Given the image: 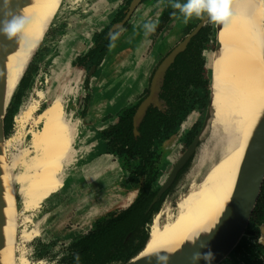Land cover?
Instances as JSON below:
<instances>
[{
    "label": "rangeland",
    "instance_id": "1",
    "mask_svg": "<svg viewBox=\"0 0 264 264\" xmlns=\"http://www.w3.org/2000/svg\"><path fill=\"white\" fill-rule=\"evenodd\" d=\"M164 1L167 0H155V2L153 0V3L150 0L147 2V4L141 5L138 8V11L133 15L131 21L128 24L129 29L127 32L121 33L120 43L124 44L123 48L127 46L139 48L141 43L145 47L150 46L149 43H151L150 41L152 39H150V41L148 39L149 37L147 33L149 28L146 26H153L155 24V20H157V17L162 10L160 5L162 6ZM89 2L91 1L77 0L78 6L88 4ZM58 14L54 19L57 18ZM71 18L72 15H70L67 19L71 20ZM54 21L55 20H53V23ZM186 24L187 22H185L184 19L178 21L173 29H171L170 32L166 34L164 39L155 43L156 47H153L154 54L152 56L155 57V55H157L156 62L162 60L185 37ZM210 24L213 28L211 37L215 38V25L213 22H210ZM49 29L46 33L44 41H49L52 31L54 30V28L52 30ZM153 38H157L156 35L153 36ZM126 43L127 45L125 46ZM42 45H44L43 42ZM151 45L153 46L154 44L151 43ZM123 48H119L118 54H115L109 60L107 67L113 68L115 66L116 59L120 61L122 56L127 53L128 48ZM114 49L117 50V46ZM215 50L216 47L214 46V43H210L203 51L208 68V74L206 76V78L208 77L207 85H209V76H211L209 58L212 56V53H214ZM140 55L141 52L139 53V56ZM261 64L264 68V57ZM35 66H39L40 70L38 75L40 72H46V69H44L42 64H40V58L37 59ZM97 74L99 73L97 72ZM85 75L86 74L84 73L82 80L84 79ZM106 75L107 74L103 73L99 77L97 76L95 80H92V83L90 82V85L92 84L91 87L96 89L93 95L94 98L96 95H98L97 93L100 92L99 89H102L104 84H107L108 86L104 88L105 92L101 93L103 95H110L111 91L109 89L113 88L114 86L122 85V88H125L124 84L126 83L123 82L122 84L120 78H118L115 83H112L111 77ZM67 80L64 81L63 78L60 79L57 86L52 83L49 84V81L47 83L48 86L46 85L40 87L38 86V82L36 83L35 81L32 86V90L24 99L19 111H16V115L18 117V115L22 114V110L29 102L37 100L39 101V107L35 114L37 115L41 113L54 98L60 96V102L56 103V106L54 104L50 105V112L48 114L42 113L36 123L33 121H28L26 124L21 125V123L16 119L15 125L14 122L12 124L14 126L11 132L12 148L10 151L11 155L8 158L11 160L13 156L21 154L20 162L16 166L17 168L15 170V174L13 171L11 172V170H9L8 161L7 164L1 168V172L2 181L6 188H12L15 191V183L17 184L16 197L19 205V220L17 224L18 211L16 208L14 192V194L11 196V199L7 202L5 210L7 224L5 229V264H16V238L18 243V246L16 245L17 264H58V261L61 258L60 253L62 252V248L66 246L68 242L74 238L86 234L89 230H91L92 225L97 219L106 216L110 212H116L124 209L133 201L136 196L135 192L137 191L133 192L130 190L125 181L127 177V163H125L124 160L114 158L112 155H105L97 158L88 154H78L75 156V151L72 152L71 147L73 145L72 143L74 133V128L72 126L74 123L72 121L71 123L68 122V127L70 129L69 132H66V135H68V140L66 142L65 151L60 157L58 163L62 166L59 168V172L57 174L52 171V174L54 176L56 175V178L60 173L59 177L65 179L66 182L61 188L59 183L44 182V172L42 169H39L36 177L30 182V185L35 187H43L41 192L44 190V193L41 204H39V207L34 210L35 207H33L32 203L25 200L24 191L26 190L27 185L24 183L26 182L27 175L24 176V174H26L28 171L26 166H32L38 156V152H36L31 146L33 132L43 131V129L47 127H56V122L60 115H64L66 120L69 121V110L73 108L72 104H74L75 101H72V103L69 104V107L68 105H65L66 108L63 106L64 104L61 101V98L62 100H65V98L63 99L64 92L70 93L68 91H70L71 86H69L70 83L69 80ZM135 84L136 87H141L142 78H140ZM48 90L51 92L50 95L45 92ZM38 92H41L42 95L44 92L45 96L43 95V97L40 98V96L37 95ZM138 92L141 94L142 90H139ZM209 96L210 91L209 95L207 94L206 97ZM134 99L137 100L138 98ZM111 101L114 103L115 97H113ZM131 102L133 101L131 100ZM100 109L101 108L98 107L96 113H99ZM91 111L93 110L91 109ZM116 113L117 112H115V114ZM205 113L203 116H201L198 112L192 113L191 117H189L191 118L189 124L186 123L185 131H187L196 121H201L202 124ZM80 125H83V121H81ZM55 134L57 137L56 130L52 134L53 137ZM183 134L184 133L181 134V137L180 134L179 137H173L164 144L163 155L159 166L162 172L160 184L165 181L171 168L190 143L185 139ZM22 135L24 141L22 140ZM217 135L218 134L214 132V129L209 123L207 130L201 137L197 151L188 165V169L173 187L172 191L165 198L160 207L158 215H160L159 222L161 224L167 222L176 214L177 202L186 194H188L192 187L198 185L201 182L204 174L210 166V162L215 161L218 158V151L217 153L215 152V139L217 138ZM102 147V144H98L95 150L99 153H102ZM59 154H61V152H53L49 154L50 161L55 162L53 166L58 161L57 155ZM204 161H206L205 164L207 163V166L202 167ZM131 164H133V162ZM20 185L23 186L21 187ZM51 193L54 194L51 195ZM130 193L133 194L130 195ZM155 216L157 215H153V220ZM236 263L239 264L243 262L239 257L236 256V254L232 253L221 264Z\"/></svg>",
    "mask_w": 264,
    "mask_h": 264
},
{
    "label": "trees",
    "instance_id": "2",
    "mask_svg": "<svg viewBox=\"0 0 264 264\" xmlns=\"http://www.w3.org/2000/svg\"><path fill=\"white\" fill-rule=\"evenodd\" d=\"M130 1L128 0L125 5L127 6ZM180 2L183 3L184 0H180ZM171 4L172 0L164 1V9L157 20L158 23L149 31L150 34L154 33V35L157 34L164 38L178 21L184 19L179 10L174 9ZM126 6L120 9L111 22H108L103 30L94 36L93 44L87 53L75 59L78 66H83L87 72L92 66H96L97 69L101 68L109 54L111 45H115L117 42L116 34L108 36V28L123 18ZM204 15L191 17L187 21L185 31L190 32ZM212 30L210 25L201 29L190 42L186 51L176 58L175 63L167 71L161 90L160 99L165 103V111L150 108L138 127L139 135L137 137L133 134V116L141 99H138L136 104L121 110L117 122L99 132L104 153L113 155L127 163L126 183L130 190L137 191V194L126 208L110 212L97 219L86 234L68 242L62 248L58 264H124L144 249L148 241V226L152 222L153 215L160 210L163 201L172 191V189L168 190L148 210L161 186L162 172L159 166L164 144L176 136L182 123L191 112L201 111L203 116L209 103V97L206 95L209 94L210 85H207L208 72L206 73V58L203 51L210 42ZM41 46L42 44L22 77L17 91L12 96L9 109L10 132L13 129V118L34 84L35 75L38 72V66L36 67L35 64ZM209 68L211 71L212 56L209 58ZM210 79L212 80V76ZM89 97L88 95L85 97L86 102L89 101ZM32 102L35 111L29 121L36 123L43 111L35 115L39 102L37 100ZM84 110L80 114L81 117H83ZM18 118L19 115L16 119ZM200 125L201 121H196L186 132L187 141L191 142L195 138L200 130ZM44 132H33L31 146L38 152V156L32 166H26L28 178L24 198L32 203L35 207L34 210L41 204L44 190L41 192L43 187L31 186L30 182L36 177L39 169L43 170L44 182H47L46 175L50 174V171L47 169L49 167L44 168L43 162H48L47 164L50 166L55 163L50 161V153L61 152L57 155L58 161L54 165L55 174L59 172L57 165L65 151L67 142L65 140L59 145H54ZM132 162L133 164H131ZM183 171L179 173L178 178ZM262 226H264V185L246 234L232 252L242 260L243 263L239 264H264V247L259 244V228Z\"/></svg>",
    "mask_w": 264,
    "mask_h": 264
},
{
    "label": "bare ground",
    "instance_id": "3",
    "mask_svg": "<svg viewBox=\"0 0 264 264\" xmlns=\"http://www.w3.org/2000/svg\"><path fill=\"white\" fill-rule=\"evenodd\" d=\"M61 2L62 0H27V4L14 14H23L30 22L22 32L15 35L16 48L5 59L7 99L13 93L24 69L43 39L49 23L56 17ZM232 10L234 15L222 23L217 33L220 47L214 53L211 69L210 126L218 134L215 139V152L218 151L219 156L210 162L201 182L177 202L176 214L170 220L161 224L160 215L155 216L148 231V241L141 252L143 256L159 252L172 253L214 228L230 201L254 140V134L262 121L264 0H233ZM57 98L59 103L60 96ZM61 101L63 102L62 98ZM52 104L56 106V102L49 103L42 113L48 114ZM34 111L35 106L31 101L17 120L21 125L26 124ZM189 121L190 118L187 124ZM183 128H186V124ZM20 157L21 154H17L12 164L8 162L11 172L17 168ZM205 162L202 167L207 166ZM6 164L7 160L2 154L0 169ZM0 180L3 187L5 217L4 247L0 251V264H5L7 225L5 210L15 191L5 187L2 174ZM24 184H27V178Z\"/></svg>",
    "mask_w": 264,
    "mask_h": 264
},
{
    "label": "water",
    "instance_id": "4",
    "mask_svg": "<svg viewBox=\"0 0 264 264\" xmlns=\"http://www.w3.org/2000/svg\"><path fill=\"white\" fill-rule=\"evenodd\" d=\"M63 2V0H62ZM61 2V4H62ZM141 0H132L125 18L122 22L116 24L113 30L121 28L127 20L134 13L136 8L139 6ZM27 4V0H0V156L5 155L6 160L12 164L14 161V156L11 160L8 157L11 155V132L9 128V109L10 104L13 99L15 92L18 89L19 83L27 71L30 63L32 62L36 52L38 51L40 45L44 41L46 33L49 27L53 23V19L47 28V31L39 43L38 47L34 51L31 59L29 60L26 68L21 75L18 84L16 85L13 93L6 98V72H5V59L11 54L16 48L15 36L9 37L3 31L4 22L11 19V17L20 9H22ZM61 6V5H60ZM60 10V7H59ZM58 10V12H59ZM58 14V13H57ZM209 22L207 14L201 19L200 23L196 28L175 48L173 49L165 59L160 63L158 69L156 70L151 86L150 93L148 97L139 105L136 113L133 117V133L135 136L139 135L138 127L143 121L148 109L152 107H157L160 110L165 108V103L159 99V93L161 91L163 81L168 69L173 65L177 56L185 51L191 39L194 38ZM214 28L216 33L220 30L222 23H214ZM215 47L216 50L220 47L219 42L216 40L215 35ZM215 50V51H216ZM94 70V68H92ZM211 88V85H210ZM209 88V89H210ZM212 89H210L209 104L206 109L202 127L198 135L194 138L189 147L185 150L182 156L175 163L171 171L169 172L164 183H162L156 196L153 198L149 205L150 210L162 197V195L173 185L179 172L185 166V164L194 157L197 148L199 146L202 135L208 128L210 119L212 117V107H211ZM17 115L14 116V119ZM15 170H13L15 174ZM0 169V177H1ZM15 183V201L16 208L18 211L17 224L19 220V205L17 201V189ZM264 185V115L262 121L258 126L255 134L254 140L251 143V147L248 151L245 165L237 178L234 191L231 195L228 205L225 207L224 212L218 219L217 224L213 229H210L208 233L198 236L191 243H185L172 253L159 252L151 255L143 256L141 252L134 258L130 259L124 264H157V257L160 255H165L168 257L166 262L162 264H209L203 256L204 254L211 252L212 259L210 264H221L224 262L242 241L246 234L247 228L249 226L250 220L252 218L254 209L258 203L261 191ZM4 202H3V187L0 180V251L4 247V237H3V227L5 225V217L3 214ZM260 229L259 244L264 247V226ZM17 237H18V226H17ZM16 238V237H15ZM18 243L17 238L15 240V258L17 264L16 250ZM199 252L201 258L198 261L193 260V255Z\"/></svg>",
    "mask_w": 264,
    "mask_h": 264
},
{
    "label": "crops",
    "instance_id": "5",
    "mask_svg": "<svg viewBox=\"0 0 264 264\" xmlns=\"http://www.w3.org/2000/svg\"><path fill=\"white\" fill-rule=\"evenodd\" d=\"M89 1L91 2L88 4L78 6L75 5L73 0H63L58 16L54 23H52L53 25L50 26L49 30L53 28L54 30L52 31L49 41H43L45 51L40 62L43 68L46 69V72H40L39 74L40 76H46L48 82L50 81L49 84L52 83L57 86L60 79L63 78V80L66 81L75 75L76 67L73 66V61L76 57L87 53L93 44L95 34L107 25V22L122 0ZM70 15H72V18L68 20L67 18ZM118 50L119 49L113 50L111 53L114 55V53H118ZM137 50L132 51V47H129L127 53L123 55L124 57L122 56L123 59H121V61L116 60L117 63H115V66H117V69L114 71L113 75L115 78H120L121 82H125L127 85L133 86L138 90H143L142 86L145 84L149 71L153 66V59L151 56L147 58H145V56H139L140 51ZM130 57H133V62L130 60ZM108 62L109 61L106 63L108 64ZM104 67L101 71L102 74L105 73L107 74L106 76H111V71L114 67ZM140 78H142V86L138 88L135 83ZM115 82L116 80H114L113 83ZM106 86L107 84H104L102 86L103 88L99 89V91L102 93L105 92L104 88ZM119 86H114L110 89V91H112L110 93V99L113 98L115 90L122 92ZM45 92L49 95L51 93L50 90ZM119 92L117 94L118 97L119 94H121ZM76 102L72 104L73 108L70 109L71 113L69 111L68 115V122L71 123L73 121L74 123L72 126L74 128L73 149L76 154L75 156L78 154L99 155L101 157L107 155L104 153V150L102 153H99L95 148L98 144H101V138L98 135L99 131L106 128L110 123H113V119H115V116L113 117L114 114H110V112H112L110 108L112 107L110 105L106 106L104 105V101H100L98 105L92 104L87 114L81 117ZM98 107L104 109L96 113ZM91 109L93 111H91ZM107 116H109V118L105 120L103 117ZM81 121H83V125H80ZM59 174L56 178V175L54 176L50 172V174L46 175V181L51 183L56 182L63 186L66 180L59 177ZM52 194L54 193H51V195Z\"/></svg>",
    "mask_w": 264,
    "mask_h": 264
},
{
    "label": "flooded vegetation",
    "instance_id": "6",
    "mask_svg": "<svg viewBox=\"0 0 264 264\" xmlns=\"http://www.w3.org/2000/svg\"><path fill=\"white\" fill-rule=\"evenodd\" d=\"M128 0H122L121 1V3H120V5L117 7V9H116V11L114 12V14L112 15V17L110 18V20L108 21V22H111V20L113 19V17L115 16V14L120 10V9H123L126 5H125V3L127 2ZM148 1H150V0H141V2H140V4H139V6L136 8V10L134 11V13L131 15V17L127 20V22L121 27V28H119V29H117V30H113V28H114V26L116 25V24H118V23H120V22H122L123 21V19L125 18V16H126V13H127V11H128V8H129V6H130V4H131V2H132V0L129 2V4L126 6V10L124 11V16H123V18L120 20V21H118V22H116V23H114V24H111L110 26H109V28H108V32H107V34H108V36L110 37V36H113L114 34H116V37H117V42L115 43V45H111V47H110V49H109V54L107 55V57H106V59L104 60V62L102 63V66H101V68L100 69H97L96 68V66H92L91 67V69L89 70V72H87L86 71V69H84V67L83 66H78L77 64H76V62H75V60L73 61V62H75V63H73V66H75L76 67V70H75V75L73 76V77H71L70 79H69V86H71L70 87V91H68V92H70V93H63V99L65 98V100H63V106L65 107V105H68V107H69V104L70 103H72V101H77L76 102V105H77V108H78V110H79V114H81V112H82V110L83 109H85L84 110V114L83 115H86L87 114V111L89 110V108L92 106V104H96V105H98L99 103H100V101H104V105H106V106H108V105H110L112 108H110L111 110H112V112H110V114L111 113H113L114 115H113V117L115 116V119H113V123H110L109 125H111V124H114V123H116L117 122V120H118V115H119V113H120V111L121 110H123L124 108H126V107H129V106H132V105H134V104H136L137 103V101H138V99H141V102H140V104L148 97V95H149V91H150V86H151V82H152V79H153V76H154V74H155V72H156V70L158 69V67H159V65H160V63L165 59V57L173 50V49H175L195 28H196V26L200 23V21H199V23L190 31V32H186V35H185V37L162 59V60H160V61H158V62H156L157 61V59H156V57H157V55H155V57L154 56H152L154 53H153V47H156L155 46V43L157 42V41H159V40H162V39H164L163 37H161V36H159V35H157L156 34V37L157 38H153V36H155L154 35V33L153 34H150V32L149 31H151V29L152 28H154V26L158 23V21L157 20H159V17H160V15H161V13H162V11H163V9H164V6H163V4H162V6L160 5V8L162 7V10H161V12L159 13V15H158V17H157V20H155V24L153 25V27L151 28V29H148V33H147V35H148V39H149V41H150V39H152L150 42L152 43V44H154L153 46L151 45V43H149L150 44V46L149 47H145V46H143L142 45V43L140 44V46H139V48H135V47H132V46H127V47H125V48H128L129 49V47H132V51H136L137 49V51H140L141 52V55L140 56H145V58H147V57H150L151 56V58L153 59V66L151 67V69H150V71H149V75H148V77H147V79H146V82H145V84L142 86V89L144 90H142V93L140 94L138 91V89L137 88H135V87H133V86H130V85H127V84H124V86H125V88H122V85L121 86H119V89H121L120 91H122V92H119V91H116L115 90V92H114V94H113V97H115V102L113 103V101H111V99H110V95L109 94H101L102 92H99V93H97L98 95H96L95 96V98L93 97V95H94V93H95V90L96 89H94V88H92L91 87V85H90V82L92 83V80H95L96 79V77L98 76H100L101 74H102V68L107 64L106 62L107 61H109L115 54H118L117 52L116 53H114V55L111 53L113 50H115L114 48L117 46V49H119V48H123V46H124V44H122V43H120V39H121V33L122 32H127V30L129 29V22L131 21V18L133 17V15L138 11V8L141 6V5H145V4H147V2ZM152 1V3H153V0H151ZM74 3H75V5H78L77 4V0H74L73 1ZM154 2H155V0H154ZM149 5H152V4H149ZM206 15V14H205ZM205 15L203 16V18L205 17ZM202 19V18H201ZM108 22H107V24H108ZM210 20H209V22L206 24V26L207 25H210L211 27H212V25L210 24ZM212 23V22H211ZM205 26V27H206ZM104 28V27H103ZM103 28L101 29V30H99L96 34H98L100 31H102L103 30ZM201 29H203V28H201ZM213 29V28H212ZM218 33V32H217ZM217 33H216V40H217ZM95 34V35H96ZM199 34V33H198ZM197 34V35H198ZM196 35V36H197ZM159 36V37H158ZM195 36V37H196ZM194 38H192L191 39V41L193 40ZM190 41V42H191ZM210 42H209V44L210 43H214V46H215V38L214 37H211V35H210V40H209ZM190 44V43H189ZM188 44V45H189ZM208 44V45H209ZM127 45V43L125 44V46ZM151 47V48H150ZM125 48H123V49H125ZM187 48H188V46H187ZM186 48V49H187ZM186 49H185V51H186ZM44 51H45V48L43 47V45L41 46V48H40V52H39V56H38V58H40L41 59V57L43 56V53H44ZM185 51H183V52H185ZM182 52V53H183ZM182 53H180V54H182ZM214 53H215V51H214ZM214 53L212 54V64H213V56H214ZM132 54H133V52H132ZM135 54V53H134ZM179 54V55H180ZM178 55V56H179ZM177 56V57H178ZM204 57H205V55H204ZM77 58V57H76ZM121 59H123V57L121 58ZM156 59V60H155ZM117 60V59H116ZM130 60L133 62V57H130ZM176 60V59H175ZM121 61V60H120ZM41 62V61H40ZM117 63V62H116ZM175 63V62H174ZM173 63V64H174ZM121 64V63H120ZM107 66V65H106ZM105 66V67H106ZM104 67V68H105ZM92 68H94V70H92ZM116 69H117V66H115L113 69H112V71H111V81H112V83L114 82V80H116L117 81V79L118 78H115V76L113 75V73H114V71H116ZM170 69V68H169ZM168 69V70H169ZM205 69H206V72H208V68H207V62H206V64H205ZM38 72H39V66H38ZM38 72L36 73V75H35V79H34V83H35V81H36V83L38 82V86L40 87V86H46L47 85V83H48V78L46 77V76H40V75H38ZM97 72L99 73V74H97ZM86 74L85 76H84V79L82 80V77H83V74ZM105 74V73H104ZM166 74H167V72H166ZM37 76V77H36ZM166 76V75H165ZM212 76V75H211ZM109 79V78H108ZM209 79H210V76H209ZM164 80H165V78H164ZM210 81H211V83H212V80L210 79ZM122 84H123V82H122ZM163 84H164V81H163ZM83 85V86H82ZM210 85V84H209ZM108 86V85H107ZM106 86V87H107ZM162 87H163V85H162ZM209 89V88H208ZM32 90V89H31ZM110 90V89H109ZM108 90V91H109ZM161 90H162V88H161ZM112 92V91H111ZM118 92L119 93H121V94H119V97H118ZM161 93H162V91H160V93H159V99H160V95H161ZM45 93L43 92V95H44ZM29 95V94H28ZM38 96H40V98L41 97H43V95H42V93L41 92H38V94H37ZM70 95V96H69ZM90 96L89 97V101L88 102H86L85 101V97L86 96ZM209 95V94H208ZM45 96V95H44ZM70 98H69V97ZM100 99H99V98ZM106 100H105V99ZM134 98H138L137 100H135ZM59 99L58 98H55V99H53L50 103H54V102H56L57 103V101H58ZM70 100H72V101H70ZM131 100L133 101V102H131ZM161 100V99H160ZM96 101H98V102H96ZM39 102V101H38ZM164 102V101H163ZM113 104V105H112ZM139 104V105H140ZM121 105V106H120ZM139 105H138V107H139ZM138 107H137V109H138ZM66 108V107H65ZM101 109H100V112L104 109V108H102V107H100ZM119 108V109H118ZM150 108H153V109H158L159 111H165V108L163 109V110H160L159 108H157V107H150ZM149 108V109H150ZM136 109V110H137ZM148 109V110H149ZM70 111V113H71V110H69ZM115 112H117L116 114H115ZM194 112H198L201 116H202V113H201V111H193V112H191L188 116H187V118L184 120V122L182 123V125H181V127H180V129H179V131H178V133L176 134V137L178 136L179 137V134H180V137H181V134L182 133H184L183 135L185 136V134H186V132H188V130L192 127H190L187 131H185V129L183 128V126L187 123L186 121H188V118L189 117H191V115H192V113H194ZM135 113H136V111H135ZM42 114V113H41ZM109 114V115H110ZM69 115V114H68ZM135 115V114H134ZM134 117V116H133ZM103 118H105V120H108V118H109V116H107V117H103ZM14 119V118H13ZM190 120H191V118H190ZM14 122V125H15V121H13ZM13 122H12V124H13ZM194 124V123H193ZM68 125H69V123H68V121L66 120V118L64 117V115H60L59 117H58V119H57V122H56V127H47V128H44V133H45V136L46 137H48L49 138V140L51 141V143H56V142H65V140H68V135H66V132H69L70 131V129H69V127H68ZM108 125V126H109ZM108 126L106 127V128H108ZM201 127H202V124L200 125ZM201 127H200V129H201ZM12 128H14V126L12 125ZM106 128H104V129H102L101 131H103V130H105ZM57 131V137H56V134H55V136L53 137V133H54V131ZM101 131H99V132H101ZM200 131V130H199ZM199 133V132H198ZM134 134V133H133ZM98 135H99V133H98ZM198 135V134H197ZM196 135V136H197ZM135 136V135H134ZM138 136V135H137ZM137 136H135V137H137ZM195 136V137H196ZM56 137V138H55ZM185 139L187 140V138L185 137ZM194 140V139H193ZM192 140V141H193ZM192 141L189 143V145L192 143ZM73 144V143H72ZM189 145H188V147H189ZM72 147V152L74 151V149H73V145L71 146ZM187 147V148H188ZM186 148V149H187ZM185 149V150H186ZM185 150L183 151V153L185 152ZM182 153V154H183ZM107 155H109V154H107ZM92 156V155H91ZM113 156V155H112ZM182 156V155H181ZM180 156V157H181ZM92 157H101V156H99V155H95V156H92ZM114 157V156H113ZM179 157V158H180ZM114 158H117V157H114ZM178 158V159H179ZM193 159V157L190 159V160H188V162L185 164V166L182 168V170L181 171H183L184 169V171L181 173V175H180V177L178 178V176H179V174H178V176H177V178H178V180H177V178H176V180L174 181V183H173V185L175 184L176 185V183L180 180V178L182 177V175L186 172V170L188 169V165H189V163H190V161ZM178 161V160H177ZM176 161V162H177ZM44 163V168H46V167H49V168H47L50 172H52V171H54L55 170V167L53 166V165H49V164H46L45 162H43ZM188 164V165H187ZM175 165V164H174ZM173 165V166H174ZM61 164H58L57 165V167L58 168H61ZM173 168V167H172ZM171 168V169H172ZM171 171V170H170ZM180 171V172H181ZM179 172V173H180ZM28 178V177H27ZM167 178V177H166ZM125 181H126V179H125ZM164 183V182H163ZM60 185V184H59ZM161 185H162V183H161ZM171 186L168 190H170V189H173L172 187H174V186ZM61 187H63V186H61L60 185V188ZM161 187V186H160ZM167 190V191H168ZM159 191V190H158ZM157 191V192H158ZM166 191V192H167ZM134 192V191H133ZM165 192V193H166ZM164 193V194H165ZM128 194V193H127ZM137 194V192H135V195ZM157 194V193H156ZM163 194V195H164ZM162 195V196H163ZM156 196V195H155ZM168 196V195H167ZM132 203V202H131ZM130 203V204H131ZM127 207V206H126ZM125 207V208H126ZM158 213H159V211L156 213V215H158ZM152 221H153V219H152ZM151 224H152V222H151ZM150 224V225H151ZM150 225L148 226V231H149V229H150ZM148 233V232H147ZM83 236V235H82Z\"/></svg>",
    "mask_w": 264,
    "mask_h": 264
},
{
    "label": "clouds",
    "instance_id": "7",
    "mask_svg": "<svg viewBox=\"0 0 264 264\" xmlns=\"http://www.w3.org/2000/svg\"><path fill=\"white\" fill-rule=\"evenodd\" d=\"M232 4L233 0H184L183 3L180 0H172L171 6L179 10L185 22L193 16L199 17L202 14H207L211 22L225 23L234 15ZM29 22V19L23 14L13 15L11 19L4 22L3 31L9 37L15 36L22 32ZM146 27L151 29L153 26L147 25ZM200 258L201 254L199 252L193 255L194 261H198ZM203 258L209 261L210 264L213 258L212 253L208 252L204 254ZM167 260V256L160 255L157 257V264H162V262H166Z\"/></svg>",
    "mask_w": 264,
    "mask_h": 264
},
{
    "label": "built area",
    "instance_id": "8",
    "mask_svg": "<svg viewBox=\"0 0 264 264\" xmlns=\"http://www.w3.org/2000/svg\"><path fill=\"white\" fill-rule=\"evenodd\" d=\"M14 121L16 122V118L14 119Z\"/></svg>",
    "mask_w": 264,
    "mask_h": 264
}]
</instances>
